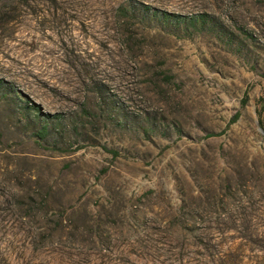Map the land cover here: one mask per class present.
I'll use <instances>...</instances> for the list:
<instances>
[{"label":"rangeland","instance_id":"374dc122","mask_svg":"<svg viewBox=\"0 0 264 264\" xmlns=\"http://www.w3.org/2000/svg\"><path fill=\"white\" fill-rule=\"evenodd\" d=\"M263 99L264 0H0V264H264Z\"/></svg>","mask_w":264,"mask_h":264},{"label":"trees","instance_id":"16d2710c","mask_svg":"<svg viewBox=\"0 0 264 264\" xmlns=\"http://www.w3.org/2000/svg\"><path fill=\"white\" fill-rule=\"evenodd\" d=\"M163 15H164V16H162L163 19L166 22L170 23L171 25H174L176 27V29L183 28L185 30H187V27H192V26L195 27L197 25V23H199V22L204 23L206 18H207V14H205V13L198 15V17H199L198 19H197V17H194V16L193 17H189V16L182 17L179 14L170 13L167 11L164 12ZM34 107H35V109L39 110L36 105ZM263 107H264V99H263Z\"/></svg>","mask_w":264,"mask_h":264}]
</instances>
